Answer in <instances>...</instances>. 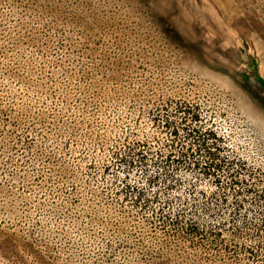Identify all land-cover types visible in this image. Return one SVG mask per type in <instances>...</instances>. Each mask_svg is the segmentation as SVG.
Here are the masks:
<instances>
[{"label":"rangeland","instance_id":"obj_1","mask_svg":"<svg viewBox=\"0 0 264 264\" xmlns=\"http://www.w3.org/2000/svg\"><path fill=\"white\" fill-rule=\"evenodd\" d=\"M55 1L56 9L37 4L30 9L22 5L27 0H0V107H22L12 96L26 94L34 97L33 108L45 111L43 118H24V128L34 122L49 128L56 110V121L86 116L85 126L95 124L103 132L106 126L84 113L108 114L119 118L115 125L123 131L135 123L145 101L161 105L171 98L194 104L203 124L218 128L224 141L251 162L264 160V103L258 97L264 90L252 74L257 67L264 77V0ZM30 52L34 57L29 58ZM139 95L146 97L142 103ZM67 141L51 137L48 142L56 156L76 162L96 148L88 145L95 141L80 134ZM12 152L10 167L0 174L5 185L0 224L10 223L18 213L24 218L16 222L21 220L25 229L26 221L42 220L44 230L55 231L54 236L48 233L52 239L43 241L42 248L54 254L56 239L60 263L66 264L68 240L91 241L85 230L65 223L68 231H62L58 219L52 221L54 217L37 209L43 184L39 170L50 183L58 181L55 169L50 171L51 159L34 165L23 158L26 152ZM52 152L50 158L55 157ZM12 171L18 173L12 174L15 178L8 175ZM12 197L15 205L9 202ZM78 250L83 254L77 253L72 264H94V242ZM181 261L189 264L186 258Z\"/></svg>","mask_w":264,"mask_h":264},{"label":"trees","instance_id":"obj_2","mask_svg":"<svg viewBox=\"0 0 264 264\" xmlns=\"http://www.w3.org/2000/svg\"><path fill=\"white\" fill-rule=\"evenodd\" d=\"M35 4L59 6L55 0L22 2L30 9ZM252 74L264 90L259 68ZM13 96L22 107H0V174L10 167L8 157L14 158L15 150L26 152L23 158L34 165L44 157L51 159L50 171L55 169L58 181L50 183V177L41 173L45 171L39 170L43 184L37 209L54 217L52 221L58 219L62 231H68L66 224L85 230L91 241L68 240L66 264L83 254L79 248L93 242L94 264H185L181 261L185 258L189 264H264V160L251 162L238 153L218 128L203 124V114L194 104L171 98L161 105L145 101L135 123L123 131L115 125L119 118L84 113L104 124L107 132H103L95 124L85 126L86 116L56 121L60 117L56 110L49 128L36 122L24 128V118H43L45 111L33 108L31 95ZM258 97L264 103V96ZM145 98L136 99L142 103ZM79 134L95 141L88 143L96 145L90 148L93 154L76 162L52 152L51 137L62 143ZM49 151L55 157L50 158ZM13 172L8 175L23 171ZM4 186L0 175V198ZM15 200L9 202L15 205ZM19 217L24 218L18 213L10 223L0 224L1 264H61L56 239L54 254L42 248L55 231L44 230L42 220L26 221L25 229L21 220L16 222Z\"/></svg>","mask_w":264,"mask_h":264}]
</instances>
